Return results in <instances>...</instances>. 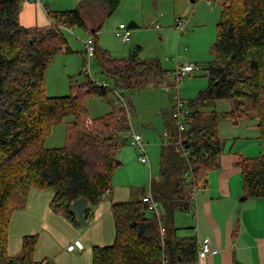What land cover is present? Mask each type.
<instances>
[{"label": "trees", "instance_id": "trees-1", "mask_svg": "<svg viewBox=\"0 0 264 264\" xmlns=\"http://www.w3.org/2000/svg\"><path fill=\"white\" fill-rule=\"evenodd\" d=\"M23 1L0 0V264H47L33 259L34 235L23 236L19 255L8 254L12 213L25 207L31 187L49 188L52 211L78 225L71 204L85 198L83 219L91 221L92 207L111 189L120 165L117 154L131 129L129 100V109L115 105L101 116H88L85 100L106 96L108 89L84 73V81H70L69 94L46 95L47 66L53 56L68 50L62 29L90 32L101 74L122 95L148 83L160 85L168 71L158 58L141 59L139 46L130 49L128 58L119 59L98 45L96 33L120 0H78L71 10H48L46 27L20 24ZM213 51L215 59L203 67L207 87L186 103V129L178 132L171 111L166 118L169 137L161 143L160 178L150 187L160 214L141 198L113 202V242L93 246L91 264H196L198 240L192 234H178L174 214L190 212L193 190L220 167L219 121L238 125L255 119L264 140V0H221ZM218 100L231 101V109L222 113L206 109ZM63 120L65 145L43 147L49 128ZM178 140L186 156L175 144ZM236 165L244 194L264 198V154H239Z\"/></svg>", "mask_w": 264, "mask_h": 264}, {"label": "rangeland", "instance_id": "rangeland-1", "mask_svg": "<svg viewBox=\"0 0 264 264\" xmlns=\"http://www.w3.org/2000/svg\"><path fill=\"white\" fill-rule=\"evenodd\" d=\"M52 1L56 7H59L55 10L63 11L75 8L78 0L67 3L64 0ZM211 4L207 5L206 0H200L196 4L191 3L190 0H121L117 9L104 20L96 38L100 47L107 50L114 58H128L129 48L133 45L129 44V41L122 42L116 36L115 30L120 22L127 25L132 19L139 27L131 28V35L133 36V32L139 29L142 33L143 43L139 57L160 59L162 67L168 71L170 81L164 80L161 86L149 84L150 86L145 85L124 92L125 108H128V100L134 108L130 115L131 129L117 154L120 165L115 169L111 179L112 193L106 195L102 203L96 207L98 211L94 213L93 220L85 224H72L62 214L55 213L50 208L49 204L53 196L51 189L31 187L27 195V207L15 210L10 219L7 245L9 255H19L23 236L34 235L36 236L33 250L35 261L47 264H91L92 247L106 246L113 242L114 222L110 211L111 199L116 197L122 201H130L142 192L147 193L149 187L153 188L157 179L160 178V146L164 133L162 115L165 111H171L176 95V87H170L169 91H166L164 85H171L174 82L172 71L176 68L175 63L198 67L178 81L177 93L185 107L189 100L194 99L199 91L207 87L208 80L203 67L215 59L213 43L216 38L221 0H213ZM201 6L202 11L215 10L216 13L205 12L206 14L199 16L197 12ZM129 12H133L136 19L126 18ZM192 13L195 15L191 18ZM176 18H183L185 30L182 33L176 26ZM62 33L68 50L53 56L47 66L44 83L45 93L48 96L69 94L70 81H80L84 78L82 69L86 64L85 43L91 39L90 32L76 27L62 29ZM160 36H163L162 42ZM87 71V75L93 81L105 80L100 73L96 56L91 58ZM105 81L108 95L85 100L90 118L107 113L111 106L117 103L112 80ZM231 107V101L218 100L209 102L206 109L222 113L230 110ZM69 119L70 117H66L64 120ZM64 120L49 128L42 140L43 147L53 148L65 145ZM256 124L255 119L243 120L238 125H232L227 120H220L218 135L223 141L224 149H231L246 157L264 154V140L258 135ZM184 127L186 129L187 125L185 124ZM132 132L141 135L149 164H142L138 160L136 148L130 145ZM245 202L247 201L244 200L241 204ZM193 213L194 210L179 214L191 217ZM188 230L190 229H180L183 233ZM162 232L164 233L163 229H161ZM74 240L80 241L83 248L68 252L66 247Z\"/></svg>", "mask_w": 264, "mask_h": 264}, {"label": "crops", "instance_id": "crops-1", "mask_svg": "<svg viewBox=\"0 0 264 264\" xmlns=\"http://www.w3.org/2000/svg\"><path fill=\"white\" fill-rule=\"evenodd\" d=\"M69 1L71 0H64L65 3ZM73 1L74 0H72V2ZM198 1L200 0H190L191 3L195 2V4ZM207 5L212 4L207 3ZM56 8L59 7H56L52 0L23 1L19 11L20 24L24 27L49 26L50 19L48 17L47 11L51 9H53L52 11H61L55 10ZM202 10L203 8L201 6L199 12H197L199 16H203L206 13H216L215 10ZM195 11H197V9ZM194 15L195 13H192L191 18ZM131 17L136 19V16L133 12H129L126 18ZM182 19L183 18H176V21H182ZM134 24V28L137 29L139 25L135 21ZM180 32L182 33V31ZM97 35L98 33H96V38ZM160 40L161 42L164 40L163 36H160ZM130 43L133 45V47H140L138 54V56H140L142 46L141 44L143 43L141 29L135 30L133 32V36L129 40V44ZM131 48L132 47L129 48V52ZM106 79L110 78L105 77V80ZM84 80L85 76L83 79L78 81L81 82ZM164 80L169 82L170 76L167 74L166 77L162 79V82ZM149 84L152 83H148L146 86ZM129 102L131 104L130 106L132 113L134 108L130 100ZM169 114L170 111H165L162 115L164 130H167L165 122L166 118L170 116ZM239 154L242 153L233 152L231 149L225 150L222 144L220 167L218 170L210 172L208 174L206 183L197 188L194 213L191 215V217L181 216V214H179L181 212L179 211L174 214V225L175 227L179 228V235L192 234L197 238L198 242L203 238H208L211 246L216 249L215 253L207 255L203 259H198L196 264H234V262H238L240 264H264V198L247 197L244 194L240 170L236 165ZM111 193L112 188L102 196L100 202L97 205L92 207L93 218L94 213H97L98 211V208L96 207L102 203V200L106 197V195ZM143 195L144 192L130 201L140 199ZM243 196H245L244 199H242ZM244 200L247 202L241 204ZM116 201L122 200L113 197L111 199L110 206ZM26 207L27 203L24 209ZM181 228H189L190 230L183 233L180 231ZM82 248L77 250H82Z\"/></svg>", "mask_w": 264, "mask_h": 264}, {"label": "built area", "instance_id": "built-area-1", "mask_svg": "<svg viewBox=\"0 0 264 264\" xmlns=\"http://www.w3.org/2000/svg\"><path fill=\"white\" fill-rule=\"evenodd\" d=\"M212 1L213 0H206V2L208 4H211ZM176 26L182 32L185 30V25L180 20L176 21ZM115 34L117 37L120 38V40L122 42H128L130 40L131 29L127 25H125L124 23H119L116 30H115ZM85 45H86V53H85L86 64L83 66L82 73L87 75L86 72H88L87 70H88L89 62L91 61V58L93 57V53H94L92 39L87 41L85 43ZM175 64H176V68H175V70L172 71V76L174 78L173 79L174 82L171 85L165 84L164 88L166 91H169L170 87H176V95L174 96L175 102H174V105L172 106V109H171V116L175 120V124H176L178 132H182L184 130V120H185V117H186V114L188 113V111H187V108L184 106V103L182 102V100L180 99V97L177 93L178 81L181 78H183L185 75H187V74L191 73L192 71L198 69V67L195 65H183L182 66V65H179L177 62ZM87 76L90 79H92L89 75H87ZM96 83H98L99 85L104 86V87L107 86V82L104 80H102L101 82H96ZM114 95L117 98L116 105H121V106L125 107V101H124L125 97L122 95V91L120 88L115 89ZM168 137L169 136H168L167 130H164V133L162 136V141L166 142ZM175 144L179 147V149H181L183 155L186 156L187 153L185 152V150H183V146H182L183 144L181 143V140H178ZM130 145L134 146L136 148L138 160L142 164H149L147 153L145 150V144H144L140 134L132 132ZM187 176H191V170L188 172ZM196 190H197V188L194 189L192 194H191V210L195 209ZM141 200L143 202L147 203L149 208L157 216L160 214L159 206H158L157 202L152 197L150 187H149V191L147 193H144V195L141 197ZM162 234H163V232H162ZM198 244H199L198 252H197V258L198 259H203L207 255L213 254L216 252V249H214L211 246L208 238H203L202 240H200L198 242ZM82 247L83 246H82V243L80 241L74 240L72 243H69L67 245L66 249L68 251H73V250L81 249Z\"/></svg>", "mask_w": 264, "mask_h": 264}, {"label": "water", "instance_id": "water-1", "mask_svg": "<svg viewBox=\"0 0 264 264\" xmlns=\"http://www.w3.org/2000/svg\"><path fill=\"white\" fill-rule=\"evenodd\" d=\"M127 26L129 28H134L135 24L134 22L131 20L127 23ZM245 196H243L242 199H244ZM87 207V200L85 198H78L77 200L73 201L71 204V211L74 214L76 220L80 223V224H85V220L83 219V215H84V211Z\"/></svg>", "mask_w": 264, "mask_h": 264}]
</instances>
